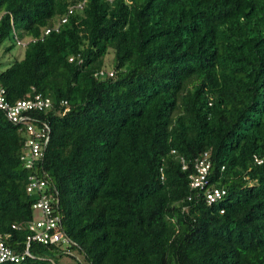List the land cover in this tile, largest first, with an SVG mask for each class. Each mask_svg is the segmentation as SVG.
Instances as JSON below:
<instances>
[{
  "label": "trees",
  "instance_id": "trees-1",
  "mask_svg": "<svg viewBox=\"0 0 264 264\" xmlns=\"http://www.w3.org/2000/svg\"><path fill=\"white\" fill-rule=\"evenodd\" d=\"M1 45L4 99L49 104L29 168L0 108V235L22 253L33 173L68 241L0 264H264V0H0Z\"/></svg>",
  "mask_w": 264,
  "mask_h": 264
},
{
  "label": "built area",
  "instance_id": "built-area-1",
  "mask_svg": "<svg viewBox=\"0 0 264 264\" xmlns=\"http://www.w3.org/2000/svg\"><path fill=\"white\" fill-rule=\"evenodd\" d=\"M48 104L49 101L43 99L40 94H35L33 98L19 99L13 103H9L4 99L3 90L0 88V108L6 112L7 118L14 123L24 122L23 125L28 139L24 147L25 154H23V157L26 160L25 166L28 168L33 166L34 159L43 157V149L47 139L44 137L43 129L36 130L32 124H29L28 120L25 119L24 112L31 109H42L43 107H47ZM208 160L205 153L196 161L194 167L198 172V177L193 178L192 186L201 187L204 184L210 163ZM28 180L27 191H35L38 194V198L32 204V208L39 213V216H34V218L24 225L28 234L22 253L14 252L5 242L4 237L0 235V263L7 261L20 262L25 257L31 256L30 245L32 241L40 243H56L61 240L68 241L62 229L60 217L54 213L52 203L54 198L45 192V181L33 173L28 176ZM224 193V189H213V191L207 192V198L209 201H213ZM12 227L20 229L22 225L14 224Z\"/></svg>",
  "mask_w": 264,
  "mask_h": 264
},
{
  "label": "rangeland",
  "instance_id": "rangeland-1",
  "mask_svg": "<svg viewBox=\"0 0 264 264\" xmlns=\"http://www.w3.org/2000/svg\"><path fill=\"white\" fill-rule=\"evenodd\" d=\"M4 45L0 46V71H2L4 68H6V66L9 65V63L12 61V56L14 55V52L10 53H3V47ZM16 50L19 52L23 51V47L21 48H16ZM22 56V55H20ZM35 217L39 216V213L37 211H35L34 213ZM66 246V244H63V247ZM58 252L56 251H52L51 253H49L48 255L51 256L52 260L55 261V264H79V262L77 261V258L80 259L82 262H84L83 257L81 256V254L77 251V250H72L71 254L67 255V254H62V255H57Z\"/></svg>",
  "mask_w": 264,
  "mask_h": 264
}]
</instances>
